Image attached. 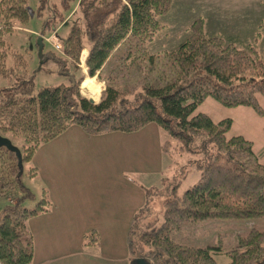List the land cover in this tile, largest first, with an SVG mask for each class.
Listing matches in <instances>:
<instances>
[{
  "label": "trees",
  "instance_id": "1",
  "mask_svg": "<svg viewBox=\"0 0 264 264\" xmlns=\"http://www.w3.org/2000/svg\"><path fill=\"white\" fill-rule=\"evenodd\" d=\"M69 1L59 0L58 8L52 4L53 14L39 33L55 31L69 13L80 12L81 19L62 40V55L42 53L39 67L63 74L68 84L35 88L26 56L2 39L28 24L27 0H0V78L12 81L0 86V136L10 142L5 135L22 139L20 148L11 142L22 165L31 161L41 144L73 124L87 135L133 133L154 124L167 136L160 149L168 155L174 151L207 155L213 145L216 153L198 165V182L163 201L162 223L140 228L143 214L135 213L125 243L132 264L135 259L144 264H218L212 247L179 244L171 236L185 223L207 218H264V164L251 140L227 136L230 119L213 121L195 110L212 98L223 107H250L262 116L258 97H264V60L259 51L254 43L239 46L209 34L200 17L188 26L187 37L177 48L151 53L147 44L164 28L161 18L174 0H78L77 9ZM45 7L46 0H40L38 16ZM126 42L125 53L108 65ZM84 49L86 74L79 65ZM49 60L62 69H46ZM85 76L105 82L98 103L81 94ZM18 160L14 150L0 146V198L15 201L0 217V264L31 263L33 240L27 221L52 207L45 190L32 209L23 206L34 195L21 184ZM35 176L36 170L30 168L28 177ZM97 239L93 236L86 245ZM226 255L227 264H264V231L251 229L236 237Z\"/></svg>",
  "mask_w": 264,
  "mask_h": 264
},
{
  "label": "rangeland",
  "instance_id": "2",
  "mask_svg": "<svg viewBox=\"0 0 264 264\" xmlns=\"http://www.w3.org/2000/svg\"><path fill=\"white\" fill-rule=\"evenodd\" d=\"M77 1H69L71 8L75 7L77 9ZM52 4H56L57 8L60 7L59 0H46V7L41 11L42 15L38 16L40 0H27L29 21L26 27L2 37L13 51L24 54L28 59L27 70L28 74L33 76L35 88L68 84V79L63 74L39 69L43 62L40 64L36 44L38 37L41 36L39 33L43 29V24L53 14ZM80 16L79 11L69 13L68 18L60 26H57L55 31L47 33L43 37L48 38L54 35L63 50L62 40L68 35L72 24L77 21V18L81 19ZM200 17L205 20L206 30L209 34H219L239 46L254 43L264 60V0H174L170 11L161 18L164 28L152 42L147 44L148 50L151 53H160L177 48L186 39L188 26ZM35 32L37 34H34ZM127 46V42L121 44L109 60L108 65L113 64L114 60H118L125 53ZM62 50L56 51L49 42L43 39V54L53 52L59 57L62 55ZM81 61L82 59L79 60L80 66ZM44 67L50 71L62 69V65L57 64L54 60L47 61ZM98 80L105 84L103 80ZM92 82L97 85L94 81ZM11 84L12 81L0 78V86H10ZM81 84V94L90 100V95L83 92ZM101 93L100 90V97ZM90 101L94 103L92 100ZM258 102L263 109L262 116L256 114L250 107H223L212 98H207L200 104L196 108L195 114H206L213 121L230 119L232 125L227 136H243L251 140L254 152L259 161L264 164V97L259 96ZM67 129H71L68 130L67 135L72 133V139L75 141L84 140L82 136L84 135V137L94 142L90 144V147L82 148L81 155L84 153L93 158L114 157L115 160L109 161L120 162L117 168L128 179V181H125L126 183L124 182L125 184L123 183V188L126 189V186L131 187L132 190L134 189L133 193H135V197L133 193V195L127 193L126 199L135 198L136 202L138 201L133 215L139 212L143 214L139 223L140 228H145L148 225H160L163 221V201L174 193L180 195L185 190L192 188L200 177L198 165L208 155L212 158L216 153L214 146L210 145L207 155L201 152L180 154L176 151L170 155L165 154L161 151L160 145L167 139V136L163 130L154 124H149L140 131L133 133H116L124 138H120L123 140L121 142L117 141L119 143L114 145V149L111 151L106 149L108 146L107 140L109 139L107 138L109 136H106L107 133L89 136L84 134L79 126L75 124ZM74 131H77L76 133L80 135V138L73 134ZM5 136L11 139L13 146L16 148H20L23 144L20 138L10 137L8 134ZM47 143H43L38 147L37 153L35 152L36 156L30 162L22 165L19 173L23 187L34 195L32 201L22 203L26 209H32L40 200L43 190L46 192L48 190L44 185L43 171L40 165H44L41 162L44 163L54 156V148L51 145L55 142L51 140L50 143ZM133 143H135V150L132 146ZM130 150L136 153H129ZM139 152H141L140 156L138 155ZM98 166L101 167V170L93 180L86 176L82 178V181L70 179L69 184L72 189L76 188L78 191H84L87 202H93L97 205L103 202L106 205L108 204V197L105 196V192L110 188L107 184L109 178L105 175L106 171L104 169L106 166L103 163ZM30 168L36 170V176L33 178L28 177ZM98 178L102 181H98ZM97 183L101 185L98 186ZM97 190L100 191L97 192ZM102 192L103 195H100ZM15 194L16 196L21 195L20 191ZM4 199L0 200V206L7 198ZM108 206L110 205L108 204ZM127 228L128 225L125 226L124 231H127ZM251 229L264 231V218H207L196 222H187L180 231L173 233L171 237L173 241L187 246L212 247L210 253L214 260L218 264H227L229 258L226 252L234 246L235 238L246 236ZM122 230L118 229L117 231ZM98 231L102 234V229L96 225L86 229L82 228L83 243L92 242L95 235H97L99 242ZM103 244L105 245L104 240ZM119 261H121V257ZM119 261H116V263H121ZM128 264H132V262L128 261Z\"/></svg>",
  "mask_w": 264,
  "mask_h": 264
},
{
  "label": "crops",
  "instance_id": "3",
  "mask_svg": "<svg viewBox=\"0 0 264 264\" xmlns=\"http://www.w3.org/2000/svg\"><path fill=\"white\" fill-rule=\"evenodd\" d=\"M85 54L86 50L81 54L82 58ZM83 72L86 74L85 69ZM87 78L89 77L86 76L85 79ZM89 79L94 81L103 92L105 88L103 82H100L96 76ZM99 97L90 100L98 103ZM68 130L71 129H67L52 140L55 142L51 145L54 148V156L44 163L41 162L44 165H40L52 207L49 211L27 221V230L33 240V256L30 264H117L116 261H119L120 257L121 263L118 264H128V261L133 259L127 251L125 243L127 231H124V228L127 225L129 227L138 201L136 202L135 198L127 200L126 195L134 194L135 197L134 189L127 186L126 189L123 188V183L128 179L123 172H119L117 168L119 161H109L115 160L114 157L93 158L84 153L81 155L82 148L90 147V144L94 142L84 135H82L84 140L75 141L72 139V133L67 135ZM76 132L74 131L73 134L80 138ZM116 133L119 132L106 135L109 136L106 148L109 151L123 140L120 138H124ZM132 146L135 150V143ZM139 148L141 150L140 144ZM128 152L136 153L131 150ZM138 155L140 156L141 152ZM102 163L106 166L105 175L109 178L107 184L110 188L105 192V196L108 197L107 203L110 206L104 205L103 202L99 205L87 202L85 192L78 191L76 188L72 189L69 184L70 179L82 181V178L86 176L93 180L101 170L98 165ZM97 180L102 181L99 178ZM100 195H103V192ZM0 200L5 199L0 198ZM14 203L15 201L7 198L0 206V217ZM95 225L102 229V234L98 231L99 242L97 239L95 244L86 245L82 240V228L86 229ZM118 229L123 230L117 231ZM134 264H144V262L141 259H135Z\"/></svg>",
  "mask_w": 264,
  "mask_h": 264
},
{
  "label": "water",
  "instance_id": "4",
  "mask_svg": "<svg viewBox=\"0 0 264 264\" xmlns=\"http://www.w3.org/2000/svg\"><path fill=\"white\" fill-rule=\"evenodd\" d=\"M37 45H38V54H39V57H40V64H41L43 62L41 60L42 48H43V38L42 37H38ZM2 145L7 146L8 148H10L11 150H14L17 153V156H18V159H19L18 160V166H19L20 171H21L22 163H21V160H20L19 151L16 148L12 147L11 142L8 139L0 136V146H2Z\"/></svg>",
  "mask_w": 264,
  "mask_h": 264
},
{
  "label": "bare ground",
  "instance_id": "5",
  "mask_svg": "<svg viewBox=\"0 0 264 264\" xmlns=\"http://www.w3.org/2000/svg\"><path fill=\"white\" fill-rule=\"evenodd\" d=\"M81 87L83 89V92L86 94L90 95L91 99H96L98 98L99 94H100V89L98 88V85H95L91 79L87 78L85 79L82 84Z\"/></svg>",
  "mask_w": 264,
  "mask_h": 264
},
{
  "label": "built area",
  "instance_id": "6",
  "mask_svg": "<svg viewBox=\"0 0 264 264\" xmlns=\"http://www.w3.org/2000/svg\"><path fill=\"white\" fill-rule=\"evenodd\" d=\"M48 41L53 45L55 50H61L62 46L61 44L55 39V38H49Z\"/></svg>",
  "mask_w": 264,
  "mask_h": 264
}]
</instances>
